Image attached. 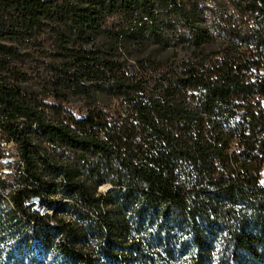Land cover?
<instances>
[{
    "label": "trees",
    "instance_id": "1",
    "mask_svg": "<svg viewBox=\"0 0 264 264\" xmlns=\"http://www.w3.org/2000/svg\"><path fill=\"white\" fill-rule=\"evenodd\" d=\"M2 141L0 264H264V0H0Z\"/></svg>",
    "mask_w": 264,
    "mask_h": 264
},
{
    "label": "built area",
    "instance_id": "2",
    "mask_svg": "<svg viewBox=\"0 0 264 264\" xmlns=\"http://www.w3.org/2000/svg\"><path fill=\"white\" fill-rule=\"evenodd\" d=\"M1 160H10V166L14 164H23L22 158H19V153L16 151L15 146L11 142L2 141L0 143V165ZM7 170L4 169V172ZM0 172H3L2 170Z\"/></svg>",
    "mask_w": 264,
    "mask_h": 264
},
{
    "label": "rangeland",
    "instance_id": "3",
    "mask_svg": "<svg viewBox=\"0 0 264 264\" xmlns=\"http://www.w3.org/2000/svg\"><path fill=\"white\" fill-rule=\"evenodd\" d=\"M32 82L35 83V80L31 81L30 83H32ZM4 169H6V168H2V169H0V171L2 170L4 172ZM12 169H13V167H11V166L7 168V170H10V171ZM106 189H107L106 187L100 188L101 191H105ZM58 197L59 196H54V197L50 198L49 201H47V203H45V204L37 203L35 207H36V209L43 211V212L52 211V208H53L52 205L55 204V201H57ZM17 244H18V242H16V245Z\"/></svg>",
    "mask_w": 264,
    "mask_h": 264
},
{
    "label": "bare ground",
    "instance_id": "4",
    "mask_svg": "<svg viewBox=\"0 0 264 264\" xmlns=\"http://www.w3.org/2000/svg\"><path fill=\"white\" fill-rule=\"evenodd\" d=\"M15 149H16V147H15ZM16 151H17V149H16ZM19 158H21L20 155H19ZM1 165L4 168L10 167V160H1ZM14 166L17 168V170H18L19 173H21V174L23 173V166H24V164H14ZM11 171L10 170H6V172H0V174L6 175V174L11 173ZM5 198L8 200V202H10L8 197L5 196Z\"/></svg>",
    "mask_w": 264,
    "mask_h": 264
}]
</instances>
